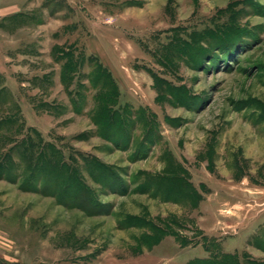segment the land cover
<instances>
[{"label": "rangeland", "instance_id": "374dc122", "mask_svg": "<svg viewBox=\"0 0 264 264\" xmlns=\"http://www.w3.org/2000/svg\"><path fill=\"white\" fill-rule=\"evenodd\" d=\"M189 263L264 264V0H0V264Z\"/></svg>", "mask_w": 264, "mask_h": 264}, {"label": "crops", "instance_id": "0c3cea01", "mask_svg": "<svg viewBox=\"0 0 264 264\" xmlns=\"http://www.w3.org/2000/svg\"><path fill=\"white\" fill-rule=\"evenodd\" d=\"M237 203H235L234 205H236ZM232 218H234L235 219V217H232Z\"/></svg>", "mask_w": 264, "mask_h": 264}, {"label": "trees", "instance_id": "16d2710c", "mask_svg": "<svg viewBox=\"0 0 264 264\" xmlns=\"http://www.w3.org/2000/svg\"><path fill=\"white\" fill-rule=\"evenodd\" d=\"M189 264H192V263H189Z\"/></svg>", "mask_w": 264, "mask_h": 264}]
</instances>
